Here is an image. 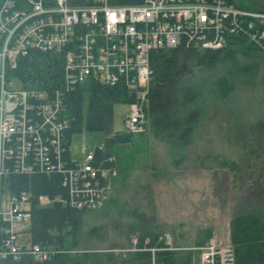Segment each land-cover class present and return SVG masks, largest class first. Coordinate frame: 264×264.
<instances>
[{"label": "built area", "instance_id": "1", "mask_svg": "<svg viewBox=\"0 0 264 264\" xmlns=\"http://www.w3.org/2000/svg\"><path fill=\"white\" fill-rule=\"evenodd\" d=\"M232 7L234 4H229L228 0H9V6L2 13H5V28L11 27L10 33L6 29L0 32V103L3 109L0 112L3 118L0 162L4 163V171L10 175L12 166L33 171L36 165L45 164L52 149L62 150L61 131L67 125V119L61 114L64 102L59 92L51 96L46 91L23 88L11 75L19 56L28 55L33 49L64 50L65 75L72 84L95 80L116 85L125 77L135 96L127 103L130 107L127 125L143 130L150 124L153 51L178 46L184 40L197 47L219 48L226 43L225 35L231 32H245L251 39L263 37L260 17L264 14L253 13L244 18L245 12H234ZM255 23L257 30H251ZM94 156V152L88 154L85 164L72 157L78 168L70 171L71 202L79 206L91 207L96 203L97 195L101 197L106 188L100 189L106 176L115 169L97 168ZM28 158H32V164ZM10 193L13 216L30 221V192L10 190ZM45 200L49 202L50 198L41 195L40 201ZM1 215L0 211V222H6L5 225L2 222L6 252L1 254H11L16 260L23 254H31L36 264L52 258L53 250L39 244L19 249L15 244L16 234L7 224V216ZM231 250L230 257L221 262L224 252L214 249L216 264H234L233 248Z\"/></svg>", "mask_w": 264, "mask_h": 264}, {"label": "trees", "instance_id": "2", "mask_svg": "<svg viewBox=\"0 0 264 264\" xmlns=\"http://www.w3.org/2000/svg\"><path fill=\"white\" fill-rule=\"evenodd\" d=\"M251 9L264 10V7L253 6ZM225 37L226 43L219 48H201L184 40L178 46L158 49L151 55V129L155 137L171 149H182L193 143L195 131L210 102L228 101L239 84L251 82L262 69L264 71L263 46L245 32H231ZM65 66L64 50L33 49L30 54L19 56L16 67L10 72L23 88L46 91L51 96L59 92L64 102L61 114L67 119V125L61 131L62 150L52 149L49 160L36 165L33 171L12 166L7 181L11 191L31 194V240L33 244L56 249L46 264H195L194 252L180 253L172 249L162 231L154 226L142 230L136 250L121 256L96 252L72 254L82 244L90 212L88 206L71 202L70 171L78 168L72 159L71 142L72 136L82 131L84 98L89 97L87 129L107 135L106 149L97 146L94 151V164L100 169H113L115 162L111 159V149L115 144L132 140L130 134H114V108L119 103L132 102L135 96L125 77L116 85L95 80L82 85L72 84L66 79ZM51 140L49 137V144ZM27 161L32 164V158ZM220 164L238 169L236 162L224 160ZM127 173L129 170L125 173L120 170L119 174L124 179ZM41 195L49 197L50 201L41 204ZM230 226L235 264H264V207L241 209L233 215ZM99 229L93 227L91 231L98 234ZM212 233L207 229L197 244L205 245ZM4 240L3 233L2 244ZM0 264H35V260L31 254H23L18 260L7 254L0 256Z\"/></svg>", "mask_w": 264, "mask_h": 264}, {"label": "rangeland", "instance_id": "3", "mask_svg": "<svg viewBox=\"0 0 264 264\" xmlns=\"http://www.w3.org/2000/svg\"><path fill=\"white\" fill-rule=\"evenodd\" d=\"M228 1L234 4V12H245L244 18L253 13L264 14V10L251 9L253 6L264 7V0ZM6 6H9V0H0V32L5 29L9 32L11 28H5L2 11ZM260 18L264 28V15ZM253 29L257 30L256 23L251 25ZM260 35L263 37L253 40L264 47V30ZM263 77L262 69L251 82L239 84L228 101L210 102L195 131L193 143L182 149H171L155 137L151 116L150 124L143 130L128 126L130 107L127 103L117 104L114 134H130L132 140L115 144L111 149L115 169L100 187H106L103 195H97L96 203L87 207L90 212L82 244L72 254L96 252L121 256L136 250L142 230L154 226L162 231L172 249L180 253L194 252L195 264H216L214 249L224 252L221 262L230 257L231 248L236 258L230 226L233 215L244 208L264 207ZM8 78L6 74V82ZM88 110L89 97L86 95L82 131L75 133L71 142L73 157L83 164L97 146L106 149V133L87 129ZM0 112H3L1 103ZM2 119L1 114L0 127ZM5 129L4 126V132ZM2 135L0 130L1 139ZM182 155H185L183 159L180 158ZM224 160L238 163V169L221 166L220 162ZM4 169V163L0 162L1 217L7 216V224L16 234L17 247L30 249L34 246L30 234L32 219L20 220L13 216L12 195L7 184L10 175ZM120 170L124 173L129 170L126 178L120 176ZM46 203L47 200L41 202ZM2 222L0 256L6 252L1 242ZM93 227L100 228L98 234L91 231ZM207 229L212 230V237L205 245H198V239L204 237ZM50 249L56 252V249ZM230 252L232 254V250Z\"/></svg>", "mask_w": 264, "mask_h": 264}]
</instances>
